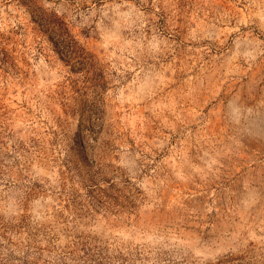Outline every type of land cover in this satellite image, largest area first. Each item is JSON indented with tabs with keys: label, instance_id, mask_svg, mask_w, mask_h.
<instances>
[{
	"label": "rangeland",
	"instance_id": "obj_1",
	"mask_svg": "<svg viewBox=\"0 0 264 264\" xmlns=\"http://www.w3.org/2000/svg\"><path fill=\"white\" fill-rule=\"evenodd\" d=\"M0 264H264V0H0Z\"/></svg>",
	"mask_w": 264,
	"mask_h": 264
}]
</instances>
